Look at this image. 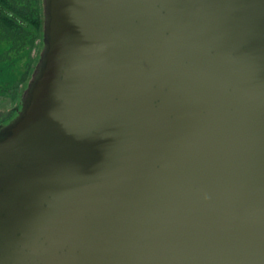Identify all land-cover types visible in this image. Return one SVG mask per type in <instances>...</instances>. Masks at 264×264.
<instances>
[{
    "label": "water",
    "instance_id": "1",
    "mask_svg": "<svg viewBox=\"0 0 264 264\" xmlns=\"http://www.w3.org/2000/svg\"><path fill=\"white\" fill-rule=\"evenodd\" d=\"M0 126V264H264V0H43Z\"/></svg>",
    "mask_w": 264,
    "mask_h": 264
},
{
    "label": "rangeland",
    "instance_id": "2",
    "mask_svg": "<svg viewBox=\"0 0 264 264\" xmlns=\"http://www.w3.org/2000/svg\"><path fill=\"white\" fill-rule=\"evenodd\" d=\"M43 24L41 33L28 48V51L15 54L8 51L6 43L0 41V123H5L8 117L15 116V110L20 106L22 96L31 80L32 74L43 50L44 16L43 0H40ZM6 45V46H5ZM2 47V48H1ZM4 59V60H3ZM7 115V116H1Z\"/></svg>",
    "mask_w": 264,
    "mask_h": 264
},
{
    "label": "trees",
    "instance_id": "3",
    "mask_svg": "<svg viewBox=\"0 0 264 264\" xmlns=\"http://www.w3.org/2000/svg\"><path fill=\"white\" fill-rule=\"evenodd\" d=\"M41 11L40 0H0V41L6 43L7 53L12 50L17 56L28 51L26 47L41 33Z\"/></svg>",
    "mask_w": 264,
    "mask_h": 264
},
{
    "label": "flooded vegetation",
    "instance_id": "4",
    "mask_svg": "<svg viewBox=\"0 0 264 264\" xmlns=\"http://www.w3.org/2000/svg\"><path fill=\"white\" fill-rule=\"evenodd\" d=\"M19 107H20V106H19ZM19 107L16 108V110H15V114L17 113ZM13 118H14V117H13ZM13 118H12V119H13ZM12 119H10V116H9L8 119H7V121H6L5 123H3V124L0 123V126H3V125H5V124H7V123L10 122Z\"/></svg>",
    "mask_w": 264,
    "mask_h": 264
}]
</instances>
